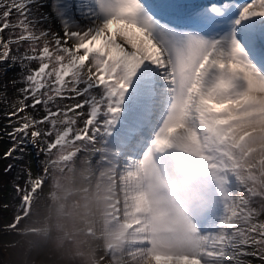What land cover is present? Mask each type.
<instances>
[{"label": "snow or ice", "instance_id": "snow-or-ice-1", "mask_svg": "<svg viewBox=\"0 0 264 264\" xmlns=\"http://www.w3.org/2000/svg\"><path fill=\"white\" fill-rule=\"evenodd\" d=\"M0 103V264H264V0H0Z\"/></svg>", "mask_w": 264, "mask_h": 264}, {"label": "rangeland", "instance_id": "rangeland-1", "mask_svg": "<svg viewBox=\"0 0 264 264\" xmlns=\"http://www.w3.org/2000/svg\"><path fill=\"white\" fill-rule=\"evenodd\" d=\"M199 2L206 3L207 0H199ZM225 2L243 3L244 0H225ZM13 19H15V16H13ZM117 27H123V26L113 24V25H111L112 31L115 32ZM65 103H70V101H65ZM29 111H31V110L29 109ZM41 114H43L42 108H41ZM6 122H7V118L4 116V107H3L2 103H0V125H4V124H6ZM8 143L9 142L7 141L6 138L0 139V154H2L3 149L8 146ZM184 159L189 160L188 162H186V165H187L186 168H188L191 164L195 163V161L188 156H185ZM180 160H181L180 155L177 152H173L168 157V161H169L168 166L162 167V169H161L165 180H167L169 182V184H172L176 187L179 186L181 180L183 179L184 169H182L183 163L180 162ZM7 163H8V161L0 160V171H2L3 166ZM29 163H31V161H29ZM36 163H39V160H37ZM13 175H15V173H13ZM4 179H5V181L8 180L7 177H4ZM49 203H50V201H49ZM37 211L46 212L47 211V205H45L44 203L41 204L40 207L37 209ZM0 215H4V214L0 213ZM25 243H26L25 240H21L20 245H18V247H20L21 245H25ZM2 244H3V240L0 239V246H2ZM22 250L26 251L27 249H26V247H24ZM50 257H51V252H46V251L42 252L39 256L34 255L33 256V264H45L46 260H48Z\"/></svg>", "mask_w": 264, "mask_h": 264}, {"label": "bare ground", "instance_id": "bare-ground-1", "mask_svg": "<svg viewBox=\"0 0 264 264\" xmlns=\"http://www.w3.org/2000/svg\"><path fill=\"white\" fill-rule=\"evenodd\" d=\"M177 153L180 155V158H181L180 162L183 163V167H182V169L185 170V168L187 167L186 162H188L189 160H188V159L185 160V159H184L185 156H184L182 153H179V152H177Z\"/></svg>", "mask_w": 264, "mask_h": 264}, {"label": "trees", "instance_id": "trees-1", "mask_svg": "<svg viewBox=\"0 0 264 264\" xmlns=\"http://www.w3.org/2000/svg\"><path fill=\"white\" fill-rule=\"evenodd\" d=\"M41 204H43V202H41Z\"/></svg>", "mask_w": 264, "mask_h": 264}]
</instances>
